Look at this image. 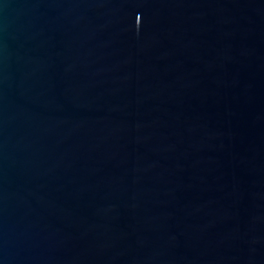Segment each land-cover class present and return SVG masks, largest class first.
<instances>
[{
    "label": "water",
    "instance_id": "water-1",
    "mask_svg": "<svg viewBox=\"0 0 264 264\" xmlns=\"http://www.w3.org/2000/svg\"><path fill=\"white\" fill-rule=\"evenodd\" d=\"M0 264H264V0H0Z\"/></svg>",
    "mask_w": 264,
    "mask_h": 264
}]
</instances>
